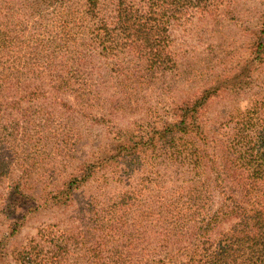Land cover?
Masks as SVG:
<instances>
[{
	"label": "trees",
	"instance_id": "obj_1",
	"mask_svg": "<svg viewBox=\"0 0 264 264\" xmlns=\"http://www.w3.org/2000/svg\"><path fill=\"white\" fill-rule=\"evenodd\" d=\"M64 1L21 0L19 3H22L20 5L23 6V11L31 17L32 24L19 28L20 24L10 26V22L0 23V65H6V67H0V191L5 192L4 195L0 194V264H79L80 259H84L85 264H97L95 260L98 264H127L129 259L141 262L139 264H178L181 258L188 260L180 261L179 264H264V204L260 202L264 197L263 132L255 130L247 134L243 132L239 134L241 126L245 128L244 131H249L256 126V123H252V114L247 110L240 114L239 118L234 117V123L228 136L229 149L227 150H232L237 154L244 148V156L233 157L230 161L235 168L237 162L241 161V165L247 171L245 177L247 179L245 182L240 181L236 184L240 200H230L231 204L220 207V211L209 218L205 216L204 209L210 202L211 190L218 192L217 189H219L222 191V193L220 191L221 194L228 191L231 188L228 186L229 181L233 179L230 176H233L235 172L232 171L225 175L226 170L224 172L220 170L221 163L225 160L218 150L214 155L220 163L216 161L214 164L210 160L208 147L203 146L196 149L192 144L194 143L192 136L193 138L201 137L199 125L191 123L190 128H187L184 124L186 119L194 116L198 107L210 98L222 94H231L235 97L240 94L236 91L237 89L240 90L250 83L252 68L256 60L258 61L264 54V15L262 19L257 20L255 28L250 30V57L242 63L229 61V55L223 53L228 47L225 48L220 42L215 47L206 48V54L200 61L187 65L188 69L198 70L199 73L209 71L206 78L208 86L192 91L187 99L174 106L176 113L182 117L180 122L173 125L167 124L157 132L155 137L151 136L147 143L141 139H129L127 144L121 142L113 144L112 150L108 152L99 155L92 153L90 162L87 161L89 163L84 160V165L80 167L81 171L75 172V175L70 174L61 181L60 185L52 187L51 192L43 189L41 195L36 197L32 192L34 186L37 189V184H40L50 189L51 185L58 182L61 176L52 171L45 180H41L43 178L37 177L40 176L39 173H34L38 159L27 158L23 152L28 150L33 155L36 154L33 148L34 142L41 134L46 139V142L42 143V138H39L42 149L55 145L67 150L65 146L63 148L61 144L58 145L57 141H61V136L56 132L57 128H55L53 118L56 113H59L65 119H70L67 114V109L70 107L65 101L56 103L62 106V111L54 113L53 108L46 111L42 116L44 121L39 122L36 130L31 134L32 139L22 144L23 146H18L15 140H18L19 136L30 135L26 128L29 118L26 108H30L31 105L27 103L24 106V100L19 98H8L10 93L5 94V91L14 89V86L18 91H32V94L38 92L40 95L42 87L53 89L62 87V90L75 89L76 93L74 92L73 96L80 94L82 89H88L90 91L88 94L91 95L92 85L85 84V79L76 78L81 68H87V63L69 66L67 70H63L62 66L52 67L55 53L57 56L62 53L74 58L79 56V49L85 47V43L81 41V44L77 43L78 30L75 28L65 26L64 29L60 28L55 33H47L53 26L52 21L45 22L47 12L51 8H60ZM99 1L86 0V5L93 8ZM213 2L214 0H147L145 7L150 8L148 14H135L136 8L133 10L128 4L123 6L126 3L125 0H119L116 15L110 17L111 21L107 22V25H113L115 36H123L124 45H135L139 50L137 57L134 56L131 63L128 61L124 64L120 61L113 69L110 75L115 78V81L111 86H123V91L136 89V86L147 84L157 76H166V73L174 68L176 71L178 63L174 62L172 54L165 50L168 41V27L172 24L179 26L180 21L189 15L185 11L200 9L204 12ZM233 18L234 15L229 17V21ZM233 22L236 24L237 17ZM70 23L79 24L75 19ZM26 28L30 29L29 38H26L28 36L24 30ZM103 29L108 30L106 27ZM103 29H100L101 32L96 35H101ZM31 37L32 41L29 43ZM107 39L111 44L113 38L111 41L108 37ZM53 41L56 42L53 43ZM93 41L98 44L95 35ZM45 42L49 46V54H46L45 60H39L36 51H42L37 47ZM25 46L29 51L27 53L22 52V47L25 48ZM109 46H95V54L104 56V51L116 50ZM137 58L140 59V64L137 63ZM216 60L214 70L213 65ZM105 77L106 75L98 73V80H94V85L99 87L97 93L105 87ZM89 95L84 97L88 100ZM75 99L78 100V98ZM65 124L63 127L67 132L75 127V124L70 127ZM38 130L41 132H37ZM153 142L156 144H153L151 148L149 144ZM67 153L71 152L67 151ZM160 157L168 163L167 167L174 166L178 171L181 169L184 178L185 175L192 178L184 184L181 182L180 185L186 186L179 185L178 191L187 194L186 214L193 219L187 225L193 221H199L197 224L193 223L192 226L196 227L193 231L189 230L192 226L174 222L176 217H171L167 221L166 216L171 215V205L168 202L152 213L149 207V209L137 208L133 213L136 217L133 219L132 226L129 228L123 226V217L128 216L131 206H142L139 201L142 197L141 191L135 188L108 203H101L95 198L99 195L98 191L86 190L79 204H74L72 206L74 209L71 208L75 215L69 219H66V215L61 222L42 227L41 223L44 220H40L41 217L52 210L63 211L69 207V203H74L78 189L88 181L98 166L110 165L109 167L115 170L117 165H120L129 171L136 169L142 159L155 162L159 166L165 165ZM204 159L207 166L204 164ZM68 161L71 159L66 154L61 163ZM115 163L117 165L113 166ZM183 164H187V170L183 168L185 167ZM16 166L19 169H16ZM206 168H211L213 178L207 177ZM16 170L19 174H15ZM152 175L153 173L150 176ZM87 192L90 194H86ZM83 200H85L84 203ZM245 203L248 206H245ZM85 212L89 214L90 219L80 217ZM234 214L238 215L237 222L233 224L227 235L222 236L223 239L218 245L205 242L203 237L208 231L206 228L213 221L226 217L231 219ZM150 215L157 216L165 221L166 225L165 228H161V234H157L160 241L157 255L160 256L159 258L154 257L156 261L149 258L152 253H148V246L155 244L153 237L156 228L154 232H150L146 227H142ZM76 217H80L81 221L78 218L75 220ZM37 221L39 223L36 226L38 234L25 244L20 239L18 240L17 236L21 228ZM169 222L171 224L167 226ZM121 227L122 230H120ZM127 232L130 233L122 240H117L120 234ZM93 238L97 240L94 243H92ZM108 238L115 240L107 243L106 256L103 257V244L98 240L105 241ZM142 247L146 253L138 257Z\"/></svg>",
	"mask_w": 264,
	"mask_h": 264
},
{
	"label": "rangeland",
	"instance_id": "obj_2",
	"mask_svg": "<svg viewBox=\"0 0 264 264\" xmlns=\"http://www.w3.org/2000/svg\"><path fill=\"white\" fill-rule=\"evenodd\" d=\"M20 1L1 0L0 23L10 22V26L20 24L19 28H25V26L32 24L31 17L23 11V6L20 5L22 3H19ZM125 2L123 6L128 4L133 10L136 8L135 14H148L150 11V8L145 7L147 0H125ZM86 3V0H65L62 4L63 6L57 8L58 10L49 9L45 22H53V26L47 31L48 34L55 33L60 28L64 29L65 26L78 30L77 43H80V41L85 43V47H81L78 51L79 56L77 55L72 58L70 55L60 53L57 56L55 53L52 67L57 66L60 68L62 66L63 70H67L69 66H79L83 62L87 63V68H81L77 72L76 78L80 80L85 79V84L92 85L90 89L91 95L88 94L90 93L88 89H82L79 92L80 94L73 96L74 92L76 93L75 89L62 90V87L58 89L42 87L40 95H38V92L32 94V91H18L14 86V89L11 88L5 91V94L10 93L8 94V98H19L24 100V106L27 103L31 105L30 108H26L27 115L29 116L26 128L27 133L30 135L19 136L18 140H15V144L18 146H23L22 144L32 139L31 134L36 130L38 123L44 121L42 116L46 111L51 110L50 108L54 109V113L62 111V106L56 105V103L65 101L70 107L67 109V114L70 117L65 116L70 119H65L59 113H56L53 118L55 128H57L56 132L61 136V141H57L58 145L61 144L60 146L63 148L65 146L67 150L55 145L42 149L43 147H41L39 138H42V143L46 142V139L41 134L34 142L33 148L36 154L33 155L28 150H24L23 152L27 158L34 157L35 160L38 159L34 173H39L40 176L37 177L43 178L41 180H45L46 176L52 173V171L61 176L58 182H54L55 184L51 185L50 189L40 184H37V189L34 186L32 192L36 197L41 195L43 189L51 192L53 190L52 187L60 185L61 181L70 174L75 175V172L81 171L80 167L84 165V160L85 162H90L92 153L99 155L103 152H108L112 150L111 146L113 144L117 142L127 144L129 139H141L147 143L151 136L154 135L155 137L157 132L161 131L167 124L173 125L180 122L182 117L176 113L174 106L187 99L192 91L199 90L202 86H208L206 78L209 71L199 73L198 70L188 69L187 65L193 64L191 62L200 61L206 54V48L209 46L215 47L220 42H222L225 48L228 47L223 53L225 52L229 55V61L237 62L238 64L242 63L250 57V30L255 28L257 20L259 18L262 19L264 15V0H214L212 5L207 7L208 9L204 12L200 9L185 11L189 14L187 18L180 21L179 26L175 24L174 26L173 24L170 25L167 31L168 41L165 50L169 54H172L174 62L178 63L176 71L174 68V70L168 71L164 77L157 76L147 84L136 86V89L123 91V86H111L115 78L110 73L113 72V69L120 61L124 62V64L128 61L131 63L133 57H137L139 49L128 42V46L124 45L123 36H115L116 32L113 25H107V22L111 21L110 17L116 15L119 0H100L93 8L87 7ZM97 10H100V12H97ZM232 15H234V18L232 21H229V17L231 18ZM236 17L237 22L234 24L233 21ZM74 19L81 26L70 23ZM105 27L108 29L107 31H104L103 28ZM100 29L103 30L101 35L98 36L96 34L101 32L99 31ZM241 29L244 30L242 31ZM24 30L28 33L26 38H29L31 36L30 29L26 28ZM94 35L98 44L93 41ZM107 37L110 41L113 38L112 45L107 41ZM31 41L32 37L29 43ZM56 41H53V43ZM108 45L116 50L110 51L109 49L104 51V56L95 54V46L107 47ZM26 46L25 48L22 47V52H29ZM37 49L43 52L36 51L39 60H45V56L49 54L50 50L47 43L38 45ZM139 62L140 59L137 58V63L140 64ZM216 63L217 60L213 65L214 70L216 69ZM255 63L250 73V83L246 87L236 90L240 93L239 95L234 97L231 94H222L210 98V100L198 107L194 116L187 118L184 122L187 128H190L189 125L191 123L199 125L201 137L195 136L193 138L192 136L194 141L192 144H194L196 149H200L203 146L208 147L210 160L214 164L216 161L220 163L219 159H216L214 155L215 151L218 150L219 154H223L222 156L225 160V162L221 163L220 170L223 172L226 170L225 175L230 174L232 171L235 172L233 176H230L233 179L229 181L228 186L231 188L228 191L221 194L222 191L217 188L218 192H212L211 190L210 202L207 203V207L204 209L205 216L209 218H212L219 212L220 207L231 204L230 200H240L236 184L240 181L245 182L247 179L245 178L247 171L241 165V161L237 162L236 168L230 161L233 157L244 156V148L237 154L232 152V150H227L229 149L228 136L234 123V117L239 118V115L244 111H249L252 114V123H256V126L252 127V130L249 129V131H244L243 129L245 128L241 126L239 134L242 132L247 134V132L258 130L262 131L264 135V54ZM0 67H6V65H0ZM98 73L106 75L105 87L101 88L99 93H97L99 87L94 85V80H98ZM88 95L87 100L84 96ZM126 96L127 98H124ZM75 98H78V100ZM256 103L257 105L255 106ZM64 123L68 127L75 124V127L67 132L63 127ZM37 132H41V130ZM153 144L156 143L149 144L151 148H153ZM67 151L71 153H67ZM66 154L69 155L71 161L61 163L62 158ZM160 160L165 165L159 166L155 162H151L150 160L147 162L142 159L141 164L136 169L129 171L116 163L113 164V166L117 165L115 170H112L109 167L110 165L98 166L88 181L78 189L74 203H69V207L63 211L58 209L52 210L47 215L41 217L40 220H44L41 223L42 227L45 228L46 226L44 225L48 224L55 225L57 222H61L66 215V219L75 215L72 211L74 209L72 206L79 204V201L83 198L84 191L90 189L93 192H99V195L95 196V198L101 203L111 202L119 195L125 192L129 193L134 188L141 191L142 197L139 201L142 206L132 205L128 216L123 217L122 225L127 228L132 226L133 219L136 217L133 213L136 212L137 208L149 207L152 213L153 211L156 212L166 202L171 205V215L166 216L167 221L171 217H176L174 222L183 223L189 227L193 223H199V221H193L187 225L189 221L193 220L189 218V214H186L188 206V203H186L187 194L178 191V186L181 182L184 184V182H189V179L192 178L188 175H185L186 177L184 178L181 169L178 171L174 166L167 167L168 163L161 157ZM204 164L207 166L205 159ZM183 166L187 170V164H183ZM16 169H19V167L16 166ZM211 171V168H206L205 174L207 177L213 178ZM179 172L181 173L177 174ZM17 173L19 174V171L16 170L15 174ZM0 194L4 195L5 192L0 191ZM86 194L90 193L87 192ZM260 202L264 204V197L261 198ZM244 205L248 206L246 203ZM162 215H164V211H162ZM81 216H84L83 219H90L89 214L87 215L86 212ZM237 216V214H234V217L231 219L226 217L225 219L213 221L206 228L208 231L205 232L203 237L205 242L216 243L218 245L220 240L223 239L222 236L227 235L231 231L233 224L237 222ZM80 217H76L75 220L78 218L81 221ZM164 222L157 216L150 215L149 219L145 220V225L142 226L143 228L146 227L150 232H154L156 228V233L153 237L155 244L148 246V253H152L149 258L154 259V257L159 258L160 256L157 255L160 244L158 235L161 234V228H165L166 226ZM38 224L37 221L22 227L17 236L18 240L20 239L25 244L37 235L38 230H36V226ZM169 224L171 222L167 226ZM194 229L196 227L192 226L189 228L191 231ZM120 230H122V227ZM129 233L120 234L117 240H122ZM114 240V238H108L105 241L98 240L103 244V257L106 256L105 249L107 243L114 242ZM96 241L93 238L92 243ZM140 252L138 257L146 253L143 247ZM187 260L181 258L178 260V264L180 261L186 262ZM95 262L98 264L97 260ZM78 263L85 264V260L80 259ZM139 263L141 262L129 259L127 264Z\"/></svg>",
	"mask_w": 264,
	"mask_h": 264
}]
</instances>
